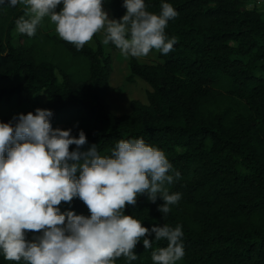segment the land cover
I'll return each instance as SVG.
<instances>
[{
    "label": "trees",
    "instance_id": "trees-1",
    "mask_svg": "<svg viewBox=\"0 0 264 264\" xmlns=\"http://www.w3.org/2000/svg\"><path fill=\"white\" fill-rule=\"evenodd\" d=\"M163 2L179 13L165 29L176 39L174 50H153L160 61L154 65L129 57L131 76L150 92L146 104L131 102L121 117L107 104L111 61L100 46L78 51L38 29L33 37L20 34L15 46L16 20L26 5L0 7V87L19 80L0 89V103L16 99L30 108L24 114L51 110L54 129L85 132L82 151L95 145L107 156L119 140L134 138L162 150L181 174L168 186L181 200L163 217L157 210L163 201L141 195L124 214L149 229L182 226L185 255L178 264H264V23L242 0ZM145 3L159 14L162 0ZM122 5L105 0L103 8L120 20L127 11ZM61 206L90 215L79 199ZM148 238L152 248L138 243L132 264H152V252L167 246L155 234ZM0 264L11 262L0 256ZM115 264L128 262L121 257Z\"/></svg>",
    "mask_w": 264,
    "mask_h": 264
},
{
    "label": "clouds",
    "instance_id": "clouds-1",
    "mask_svg": "<svg viewBox=\"0 0 264 264\" xmlns=\"http://www.w3.org/2000/svg\"><path fill=\"white\" fill-rule=\"evenodd\" d=\"M105 0H0V7L26 5L16 31L33 37L45 18L58 36L79 51L103 33L102 44L113 45L125 58L140 59L153 50L168 55L176 39L165 29L179 13L167 2L159 14L147 11L145 0H123L120 20L109 19ZM63 7L59 12L57 7ZM53 112L36 109L0 122V256L11 264H115L124 257L138 259L134 249L146 250L155 241L167 246L152 252V264H178L185 255L182 226L143 227L125 215L146 195L163 201V217L181 200L169 185L181 179L166 154L143 138L119 140L110 155L97 146L82 151L88 141L83 130L53 128ZM75 149L70 151V146ZM82 201L90 215L62 211V202ZM29 233H33L29 239Z\"/></svg>",
    "mask_w": 264,
    "mask_h": 264
},
{
    "label": "rangeland",
    "instance_id": "rangeland-1",
    "mask_svg": "<svg viewBox=\"0 0 264 264\" xmlns=\"http://www.w3.org/2000/svg\"><path fill=\"white\" fill-rule=\"evenodd\" d=\"M244 6L248 10L256 11L262 22L264 23V0H242ZM62 5H59L56 9L57 12L60 11ZM105 12L108 13L109 19L111 15L106 8H103ZM39 31L55 36L60 39L58 36L55 25L50 21L49 18H45L41 25L37 28ZM20 34L14 30L13 32V43L15 46H18V39ZM103 33H97L91 42L85 46L95 50L97 46H100L105 55L110 58L111 61V75L109 78L110 94L107 99V104L110 112L116 116L121 117L128 115L130 113V104L131 102H140L146 104V96L150 92V88L143 83L141 80L132 77L128 68L129 58H125L120 54L118 49H112L109 45L105 46L102 44ZM138 63L141 65H154L159 63L157 57V52H152L148 56L137 59ZM19 82V80L3 84L0 89H10ZM42 101H45L43 98ZM30 108L25 104H19L16 99H13L11 102L0 103V118L12 119L13 116H16L21 113L29 111ZM61 210L62 206L60 205Z\"/></svg>",
    "mask_w": 264,
    "mask_h": 264
}]
</instances>
